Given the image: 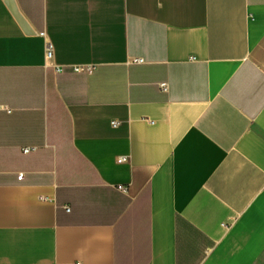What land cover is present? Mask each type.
<instances>
[{
    "label": "crops",
    "instance_id": "obj_1",
    "mask_svg": "<svg viewBox=\"0 0 264 264\" xmlns=\"http://www.w3.org/2000/svg\"><path fill=\"white\" fill-rule=\"evenodd\" d=\"M14 2L0 264H264V0Z\"/></svg>",
    "mask_w": 264,
    "mask_h": 264
},
{
    "label": "built area",
    "instance_id": "obj_2",
    "mask_svg": "<svg viewBox=\"0 0 264 264\" xmlns=\"http://www.w3.org/2000/svg\"><path fill=\"white\" fill-rule=\"evenodd\" d=\"M41 36L42 37H45V35L44 34H41ZM46 55H47V58L49 59V60H51V59H53V56H54V47H53V45L51 44V43H48V45H47V49H46ZM135 63H139V64H141V63H143L144 61L143 60H141V59H136L135 61H134ZM74 70L76 71V72H89V73H91L92 71H93V68L91 67V66H77V67H74ZM162 88L163 89H166V85H162ZM118 125H119V123L117 122V121H113L112 122V126L113 127H118ZM32 151V149H26L24 152L27 154V153H30ZM123 161H127V159L126 158H124L123 159ZM24 175H20L19 176V180H22L24 177H23ZM121 190H123L122 188H120Z\"/></svg>",
    "mask_w": 264,
    "mask_h": 264
},
{
    "label": "water",
    "instance_id": "obj_3",
    "mask_svg": "<svg viewBox=\"0 0 264 264\" xmlns=\"http://www.w3.org/2000/svg\"><path fill=\"white\" fill-rule=\"evenodd\" d=\"M9 2V7L11 8L14 16L16 17L17 21L20 23V25L23 27L24 31L27 34H32V31L28 25V23L25 21V19L22 17V15L20 14L14 0H8Z\"/></svg>",
    "mask_w": 264,
    "mask_h": 264
}]
</instances>
